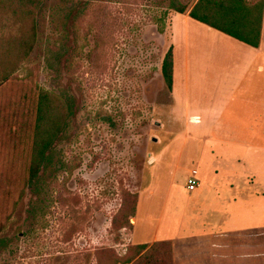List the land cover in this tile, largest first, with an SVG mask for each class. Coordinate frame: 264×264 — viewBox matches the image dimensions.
<instances>
[{"label":"rangeland","instance_id":"rangeland-1","mask_svg":"<svg viewBox=\"0 0 264 264\" xmlns=\"http://www.w3.org/2000/svg\"><path fill=\"white\" fill-rule=\"evenodd\" d=\"M170 3L44 0L27 63L32 74L18 72L0 89V227L12 216L0 231V264H95L100 249L124 256L136 242L188 234L194 221L211 229L225 219L224 230L264 225V88L246 94L259 107L234 103L226 111L219 129L238 142L199 140L201 124L176 107L162 77L175 18ZM177 68L180 86L179 59ZM38 88L57 95L70 115L21 198L32 147L21 124ZM227 167L254 186L231 194L228 177L236 173L215 169ZM193 168L200 188L190 193ZM126 192L138 196L137 221L113 230ZM231 197L236 204L226 205Z\"/></svg>","mask_w":264,"mask_h":264},{"label":"crops","instance_id":"crops-1","mask_svg":"<svg viewBox=\"0 0 264 264\" xmlns=\"http://www.w3.org/2000/svg\"><path fill=\"white\" fill-rule=\"evenodd\" d=\"M246 1L251 7L264 3V0ZM193 5L189 6V11ZM174 13L171 48L174 54L172 95L176 107L183 109L190 120H196L197 124H201L199 140L238 142L239 140L233 137H227L226 132L229 131L223 129L222 132L219 128L224 125L226 111L234 103H239L241 108L247 104L259 107L256 102H248L249 98L246 94L252 93L254 88L259 90L264 88V10L258 48L251 47L192 19L189 12L184 15ZM177 58L180 60L181 73H183L180 86L177 84ZM246 115L247 120L257 118L254 114ZM248 130L251 129L248 128ZM239 143L242 144V141ZM201 153L203 154L204 151ZM228 163L226 160L222 162L224 167ZM215 169L221 173V170L225 173H236L228 177L231 194L237 195L239 190L254 186L253 179L245 174L238 175V172L232 168ZM194 170L198 172L199 179V171L196 168L190 170L189 176ZM199 188L200 183L196 190ZM259 194L264 197V191H259ZM242 198H245V202L249 199L248 196ZM224 202L226 205H231L235 201L231 197L230 200L225 198ZM223 222L225 219H215L212 228L208 229L204 222L197 224L194 221V226L188 234L181 230L167 240L160 241L156 236L151 243L135 241V245H152L156 242L170 241L173 245L175 264H264V248H260L263 246L264 225H258L253 229L224 230Z\"/></svg>","mask_w":264,"mask_h":264},{"label":"trees","instance_id":"trees-1","mask_svg":"<svg viewBox=\"0 0 264 264\" xmlns=\"http://www.w3.org/2000/svg\"><path fill=\"white\" fill-rule=\"evenodd\" d=\"M43 3L44 0H0V89L18 79V72L25 71L30 78L32 68L27 67V63L38 45V14ZM169 9L183 15L189 12L192 19L204 25L251 47L260 46L263 2L251 7L246 0H195L189 11L190 7L181 0H171ZM173 58L171 48L164 58L161 70L170 92L174 86ZM23 98L27 103L31 96L24 94ZM32 102L33 109H27L23 113L25 120L21 124L24 133L32 140L28 176L20 193L21 198L25 189L42 174L50 159L51 150L65 130L70 115L62 100L43 88H38L37 96ZM28 116L32 118L31 122ZM126 194L124 205L112 220L113 230L133 228L131 220L136 217L138 196L129 192ZM18 203L14 204L13 211ZM62 205L66 204L63 202ZM11 219V215L7 217L0 231L6 229ZM94 258L95 264H175L173 245L170 241L135 245L124 256L114 249L103 248L96 252Z\"/></svg>","mask_w":264,"mask_h":264},{"label":"built area","instance_id":"built-area-1","mask_svg":"<svg viewBox=\"0 0 264 264\" xmlns=\"http://www.w3.org/2000/svg\"><path fill=\"white\" fill-rule=\"evenodd\" d=\"M198 172L196 170L191 172V175L188 178L187 190L189 192H194L199 186Z\"/></svg>","mask_w":264,"mask_h":264}]
</instances>
